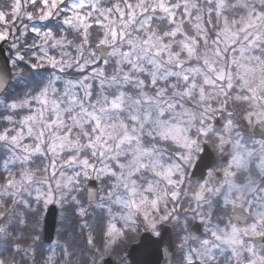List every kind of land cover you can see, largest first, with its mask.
<instances>
[{"label": "clouds", "instance_id": "9594fccd", "mask_svg": "<svg viewBox=\"0 0 264 264\" xmlns=\"http://www.w3.org/2000/svg\"><path fill=\"white\" fill-rule=\"evenodd\" d=\"M19 2L20 11L15 13L17 0H0V11L12 17L9 24L0 23V32L11 30L12 33L5 46L9 54L0 57V128L19 130L25 127L24 118L29 113L43 112V116L31 122L30 134L24 133L33 150L30 158H24V143L19 147L0 144V155L16 157L13 175L31 174L28 191L35 188L47 191L51 183L59 196L57 181L63 182L69 176L83 178L84 169L78 162L66 165L69 156L76 155L79 161L83 154L99 161L101 158L96 153L104 151V162L120 161L125 165L119 170L123 175L119 193L129 200L144 201L139 210L113 209L125 218L122 223L126 221L122 243L130 250L145 233L164 231L165 240L160 244L158 255L153 257V264H180L182 253L178 245L185 236L196 240L203 233V226L197 230L200 215L214 214L213 222L216 217L231 215L225 198L238 199L232 185H243L250 178L264 185V71L259 70L260 62L249 59L258 70L248 75L230 63L236 53L228 51L223 42L214 43L217 28L221 26L219 19L216 28L209 26L207 41L200 39L201 30L195 25L203 21L196 20L195 15L206 9L211 0H190L193 19L189 21L185 17L181 22L178 17L176 26L154 12L149 11L147 17L140 15L141 8L151 9L156 0H132L136 10L134 18L121 17L117 11V8L124 11L129 0H84L87 6L77 9L71 5L78 0H67V12L62 7L45 21L39 19L42 5L34 7L31 0ZM226 3V14L236 21L231 25L233 31L239 30L242 18L249 12H264V0H226ZM77 15L88 16V22L82 24L75 18ZM65 20L71 22L65 23ZM33 27L39 30V37H29ZM174 27L181 35L170 38L168 34ZM254 31L264 32V23ZM184 33L192 37L189 41L194 49L192 54L184 48ZM243 43L241 40L236 48ZM217 47L225 55H218ZM18 55H23L24 60L18 61ZM178 55L185 62L183 71L194 66L202 69L199 73H188L197 84L192 94H182L191 81L172 76L167 81L161 79L157 85V88H168L166 103H137L144 93L156 100L159 97L150 82L140 87L133 80L125 81V73L150 81L156 64L162 66V72H179L181 69L175 67L174 59ZM247 56L264 59V46L249 50ZM131 65L143 71H134ZM226 65L232 75L231 90L218 82L213 84L215 73L209 70L210 66L221 70ZM88 85L93 87L89 89ZM201 88L205 89L203 93ZM125 89L128 90L123 109L113 110L112 97ZM44 97L47 104L41 102ZM12 103L22 106L12 110L9 107ZM167 103L173 107H167ZM85 111L97 112L107 126L103 144L95 142L98 133L93 131L94 122ZM145 113L150 114V119L141 128L140 121H133L131 117L136 115L143 121ZM127 134L136 139L121 144V138ZM90 139L96 144L95 153L88 147ZM245 150L252 153L251 161L247 168L238 169L232 164L233 158ZM53 165L58 173L55 177ZM225 169L233 175L226 176ZM107 183L115 185L117 181L112 179ZM84 185L87 186V181ZM132 188L134 193L129 191ZM201 190L204 195L197 198ZM6 191L0 183V195ZM116 191L113 188L114 194ZM11 210L10 206L9 213ZM145 212L155 223V230L148 226ZM165 216L167 220L163 219ZM104 243L103 233L98 231L97 246ZM74 252L72 264H84L87 254L78 249ZM48 255L45 243L40 255L26 259L28 264H48ZM111 255L117 264L120 260L131 264L123 248L119 252L111 251ZM6 264H23V261L20 257H9ZM60 264H68L67 258L61 259Z\"/></svg>", "mask_w": 264, "mask_h": 264}, {"label": "snow or ice", "instance_id": "6c2138e0", "mask_svg": "<svg viewBox=\"0 0 264 264\" xmlns=\"http://www.w3.org/2000/svg\"><path fill=\"white\" fill-rule=\"evenodd\" d=\"M190 0H156V3L151 9H140V15L148 16V12H154L166 18L173 26H176L179 20L182 22L185 17L191 21L193 19V10L189 7ZM32 5L38 6L41 13L39 19L41 21L49 20L55 11L64 7L67 12L66 0H31ZM87 6L84 0H78L73 3L71 8H83ZM237 4H233L236 7ZM138 7V5H136ZM227 7L226 0H211L208 7L200 10V14L195 15L196 20H202L203 24L195 25L200 31V39L207 41L209 26L217 27L216 21H221V26L217 28L216 40L214 43L219 45L223 42L228 51H233L234 54L230 63L239 68L244 74H254L258 68L249 62V59H255L260 62L259 70L264 71V59L260 57L248 58L249 50L256 49L258 46H264V32L254 31L258 29L261 23H264V12L259 14L249 12L247 17L241 20L239 30L233 31L231 25L236 21L231 19L225 12ZM21 4L19 0L15 5V13H19ZM119 15L132 16L136 15V10L129 0L127 8L120 11L117 8ZM32 14L29 13L28 19L31 20ZM82 24H86L89 20L88 16L77 15L75 17ZM12 19L11 16H6L3 11H0V23L7 25ZM70 20H65V23H70ZM144 23H149L146 19ZM32 33L39 37V30L33 27ZM243 34V35H241ZM10 31L0 32V41L8 40ZM117 35V33H113ZM170 38L181 35L177 28L168 34ZM186 39L184 48L188 54L194 53L189 41L192 37L184 33ZM243 40V44L239 49L237 44ZM199 43V41H197ZM159 55V51L156 53ZM218 55H225L219 47H217ZM175 67L181 69L179 72L163 71L162 66L156 64L152 73L151 80L148 78L137 79L131 73H125L123 79L125 81L133 80L140 87H146L147 83H151L159 100L153 95L144 93L143 98L137 99V103L150 104L166 103L164 98L168 95L167 87L157 88L160 80L167 81L170 77L175 76L183 79L185 82H190L188 87L183 90L184 95H191L192 90L197 87L195 81L189 72L199 73L202 71L198 66L189 67L188 71H183L185 62L182 55L174 57ZM18 61H23L24 56L18 55ZM107 63V61H105ZM156 63V62H154ZM172 63V60H169ZM33 66H35L33 64ZM134 71H143L136 65H131ZM210 71L215 73V80L212 83H220L227 90L233 88L231 83L232 75L226 65L221 70H216L214 66H210ZM207 81V78L205 77ZM89 89L93 86L88 85ZM172 87H175L173 84ZM128 89L121 91L118 95H114L110 102V107L113 110H122L125 103V93ZM201 93L205 91L200 89ZM91 95V91L89 92ZM74 99V98H73ZM41 102L47 104V98H41ZM26 103V102H25ZM21 104L12 103L10 109L17 110L21 108ZM167 107L173 105L167 103ZM163 112V109H161ZM85 115L88 119L94 122L93 131L98 134L94 137L95 142L103 144L104 132L106 125L97 112H87ZM43 112L29 113L24 118L25 127L19 130L11 129L7 126L0 128V144H11L19 147L24 143L25 159L33 155L32 146L27 144V139L24 135L25 131L29 134L33 131L31 122L42 118ZM11 121V117H8ZM133 121H140V127H144V122L150 119V114L145 113L143 121L139 116L133 115ZM126 127V125H125ZM42 134V133H41ZM136 137L127 134L121 138L120 143L131 141ZM107 148V145H103ZM88 147L95 153L96 144L90 139ZM39 151V147L36 148ZM101 160L94 161L88 155L82 154V159L76 155H70L66 160V165L79 163V167L84 169L83 178L79 176H69L63 182L57 181L56 189L60 190V195L53 191L51 183L48 185V190L44 191L40 188H35L32 191L27 190V186L32 184V176L30 173L23 175H13L16 168V157L0 155V183L7 189L6 193L0 195V264H6L7 258L20 257L23 264H28V258H34L41 254L45 243L48 245V264H60L61 259L67 258L68 264H72L74 249H78L87 255L84 257V264H117V259L111 255V251L119 252L121 248L126 252L128 260L131 264H153V257L158 255L160 244L165 240L166 233L156 230L153 233H145L140 242L134 245L130 250L127 245L122 243V237L125 233L124 217L119 216L113 210L119 207H131L139 210L144 203L143 200L137 202L134 198L129 200L119 193L120 182L123 180V175L119 170L125 165L117 161L116 164H110L103 161L104 151L96 153ZM252 153L250 151L238 152L233 158L232 164L238 169H245L251 161ZM114 159V157H110ZM264 166V165H262ZM169 174L170 171H169ZM52 175H58L55 165L52 168ZM131 175V173H129ZM225 175L231 176L233 173L229 169H225ZM7 176V178H6ZM19 177V178H18ZM115 179V185H109V180ZM87 181V186L84 182ZM127 189V184L125 183ZM115 188L116 194L113 193ZM235 189L238 199L225 198V206L230 209L231 215L225 217H216V222H213L212 216L200 215V224L197 230L203 226V233L196 240H190L185 236L183 241L178 245L181 249L180 264H264V185L258 184L251 178L243 185H232ZM130 192H135V189H129ZM7 196V199L4 198ZM203 190L197 193V198H202ZM175 198V194H173ZM155 205V201H153ZM11 206V213L8 209ZM144 218L148 226L156 229L155 223L148 218V213H144ZM167 220L168 217H163ZM43 224V229H41ZM54 224L56 238L53 240L52 233L48 230L47 225ZM103 233L105 243L103 246H97V233ZM82 241V242H81ZM119 264H125L124 260H120Z\"/></svg>", "mask_w": 264, "mask_h": 264}, {"label": "water", "instance_id": "95a60500", "mask_svg": "<svg viewBox=\"0 0 264 264\" xmlns=\"http://www.w3.org/2000/svg\"><path fill=\"white\" fill-rule=\"evenodd\" d=\"M8 43H9V40L2 41L0 43V57H2L3 55H7V50H6V47L5 46ZM47 228L52 233V238L54 240V238H55V231H54L55 225L54 224H49V225H47ZM161 259H163V255H161Z\"/></svg>", "mask_w": 264, "mask_h": 264}, {"label": "trees", "instance_id": "16d2710c", "mask_svg": "<svg viewBox=\"0 0 264 264\" xmlns=\"http://www.w3.org/2000/svg\"><path fill=\"white\" fill-rule=\"evenodd\" d=\"M9 22H12V21L10 20ZM16 34L19 35V29L16 30ZM11 35H12V33L10 32L9 37H11ZM28 35H29V37H33V33L32 32H30Z\"/></svg>", "mask_w": 264, "mask_h": 264}, {"label": "rangeland", "instance_id": "374dc122", "mask_svg": "<svg viewBox=\"0 0 264 264\" xmlns=\"http://www.w3.org/2000/svg\"><path fill=\"white\" fill-rule=\"evenodd\" d=\"M66 2H67V0H66ZM9 23H10V22H9ZM10 32H11V30H10ZM34 36H35V34H33V37H34ZM9 38H10V37H9ZM9 38H8V39H9ZM0 42H1V41H0ZM7 52H8V51H7Z\"/></svg>", "mask_w": 264, "mask_h": 264}]
</instances>
